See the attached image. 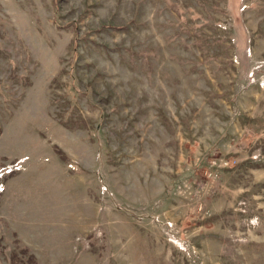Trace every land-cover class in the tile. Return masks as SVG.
<instances>
[{
    "label": "rangeland",
    "instance_id": "374dc122",
    "mask_svg": "<svg viewBox=\"0 0 264 264\" xmlns=\"http://www.w3.org/2000/svg\"><path fill=\"white\" fill-rule=\"evenodd\" d=\"M0 175V264H264V0H0Z\"/></svg>",
    "mask_w": 264,
    "mask_h": 264
},
{
    "label": "built area",
    "instance_id": "2783aa9c",
    "mask_svg": "<svg viewBox=\"0 0 264 264\" xmlns=\"http://www.w3.org/2000/svg\"><path fill=\"white\" fill-rule=\"evenodd\" d=\"M18 168H19V167H17V168H14V169H12V170H17ZM12 170H11V171H12ZM11 171H10V172H11ZM10 172H9V173H10ZM0 179H1V175H0ZM3 190H4V185H3V182H2V181H0V193H1Z\"/></svg>",
    "mask_w": 264,
    "mask_h": 264
}]
</instances>
